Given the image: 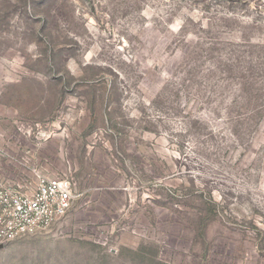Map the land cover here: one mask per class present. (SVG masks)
I'll return each instance as SVG.
<instances>
[{"label": "rangeland", "instance_id": "obj_1", "mask_svg": "<svg viewBox=\"0 0 264 264\" xmlns=\"http://www.w3.org/2000/svg\"><path fill=\"white\" fill-rule=\"evenodd\" d=\"M0 132L77 196L0 264H264V0H0Z\"/></svg>", "mask_w": 264, "mask_h": 264}, {"label": "built area", "instance_id": "obj_2", "mask_svg": "<svg viewBox=\"0 0 264 264\" xmlns=\"http://www.w3.org/2000/svg\"><path fill=\"white\" fill-rule=\"evenodd\" d=\"M15 134L30 137L22 123H13ZM6 132H0V160L12 167L8 177L0 173V245L26 236L45 233L65 219L77 200L75 181L72 177L49 176L33 160L30 152L12 157L3 143L10 141ZM92 225L78 224L65 231L68 235L88 234L95 244L106 247L109 233L90 232ZM131 233L158 244L159 258L165 257L169 246L145 226L131 228Z\"/></svg>", "mask_w": 264, "mask_h": 264}, {"label": "crops", "instance_id": "obj_3", "mask_svg": "<svg viewBox=\"0 0 264 264\" xmlns=\"http://www.w3.org/2000/svg\"><path fill=\"white\" fill-rule=\"evenodd\" d=\"M40 166H41V165H40ZM41 168L45 170V172L47 173V175L52 176V177H53V176H57L54 172H51V171L48 169L47 165H44V164H43V165L41 166Z\"/></svg>", "mask_w": 264, "mask_h": 264}, {"label": "water", "instance_id": "obj_4", "mask_svg": "<svg viewBox=\"0 0 264 264\" xmlns=\"http://www.w3.org/2000/svg\"><path fill=\"white\" fill-rule=\"evenodd\" d=\"M3 248V246L2 245H0V250Z\"/></svg>", "mask_w": 264, "mask_h": 264}]
</instances>
